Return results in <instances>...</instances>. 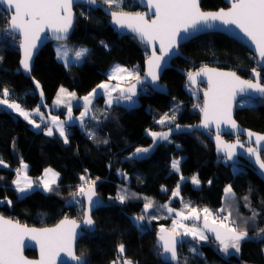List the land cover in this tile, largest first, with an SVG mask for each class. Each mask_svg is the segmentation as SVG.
Masks as SVG:
<instances>
[{
    "label": "trees",
    "instance_id": "trees-1",
    "mask_svg": "<svg viewBox=\"0 0 264 264\" xmlns=\"http://www.w3.org/2000/svg\"><path fill=\"white\" fill-rule=\"evenodd\" d=\"M124 5L125 11H142L135 0H124ZM201 6L203 9L226 7L223 0H202ZM75 10L77 21L69 40L90 47L84 61L66 66L57 58L50 42L38 53L32 75L26 76L19 66L20 38L9 31L6 21L9 14L0 7V89L7 88L10 97L21 102L24 108H34L39 103L35 80L40 82L47 101L51 102L61 85L80 95L89 93L108 80V70L115 62L138 65L140 76L143 74L149 56L144 44L132 34L116 32L109 24V17L100 9L78 5ZM205 65L233 69L243 77L253 78L251 69L258 66V61L246 46L223 33L194 38L181 46V54L173 60L172 67L164 71L162 92L145 89L143 85L138 89L137 104L114 102L110 109L105 104L106 97H98L93 105L97 120L87 127L79 123L69 125L71 133L67 144L58 134L48 136L44 130H35L21 116L5 106L0 107V160L4 162L0 165V213L37 227L54 225L66 216L81 220L84 210L71 203V194L83 183L79 179L83 175L97 180L95 187L103 206L92 214L95 226L85 229L77 254H83L88 264H111L119 255L118 245L123 243V257L134 264H170L160 257L156 232L161 227L172 230L174 218L167 217L158 205L169 201L182 205L180 198L171 195L179 183L181 196L198 210L207 207L219 212L224 208L220 213L231 212V219L237 224L248 220L249 236L253 238L241 243L239 254L230 249V254L226 255L208 236L207 241L197 245L202 257L189 250L196 242L186 241L180 246L178 264H264V242L252 230L254 226L264 227V182L249 163L239 165L226 161L212 140L194 127L201 118L202 112L195 105L203 106L201 89L204 86L192 88L187 83V74ZM261 80L264 82V70H261ZM176 106L180 110L173 125H188L191 131L156 145L144 158L129 159L137 147L153 145V138L146 130L159 132L173 126L156 121L165 113L171 114ZM236 119L247 128L264 132V100L238 104ZM88 132H95V139L89 138ZM225 138L236 139L231 135ZM104 139L108 140L107 144L101 143ZM239 139L245 140V137ZM176 158H181L180 173L171 168ZM22 160L29 164V175L35 179L47 166L57 170L60 178L53 186L55 191L36 188L19 196L13 180ZM181 173L185 177L183 182ZM192 175H198L200 187L191 183ZM229 185L235 195L225 194ZM122 189L148 197L153 207L144 213L147 201L142 198H130L121 203L116 197ZM244 196L249 200L245 201ZM5 199L11 200V205L3 203ZM253 211L259 213L254 222L248 219ZM153 214L156 219L149 220ZM140 215L146 218L140 222L141 228H137L132 217ZM177 232L182 233V230L177 229ZM26 254L37 256L33 249Z\"/></svg>",
    "mask_w": 264,
    "mask_h": 264
},
{
    "label": "snow or ice",
    "instance_id": "snow-or-ice-1",
    "mask_svg": "<svg viewBox=\"0 0 264 264\" xmlns=\"http://www.w3.org/2000/svg\"><path fill=\"white\" fill-rule=\"evenodd\" d=\"M88 5L97 6L98 0H85ZM103 5H107L112 23L121 29H128L135 33L139 40L152 47V54L147 61V72L144 78L140 77L137 69H128L121 65H115L108 74V81L115 80V84L110 82H102L93 88L92 91L83 96L82 107L83 112L76 118V122L80 125L85 124V118L97 119L95 112L92 110L93 100L97 97H107L105 104L110 109L114 102L131 101L136 96L137 85H144L145 89L156 84L160 79L161 64L166 56L174 54L173 50L179 47V41L182 39L193 38V33L200 29L201 25L211 27L212 23L219 21L224 25H234L245 37H247L254 46L255 52L258 54V66L251 69L253 78L243 79L235 71H218L207 66L201 67L197 72H189L188 79L195 83L197 77H206L208 88L204 91L203 106L197 104L203 113V120L200 125L194 126L206 130H214L217 151L224 154L225 160H232L237 155V148L243 149L245 154L252 157L258 169L264 173V134H258L250 130H241L236 120L232 115V101L237 93L259 94L264 98V83H261V70H264V0H231L230 7L220 9L215 12H205L201 10L200 0H147V7L154 18H148L149 13L146 12H129L124 11V0H101ZM75 0H0V5L4 6L9 12L6 21L9 24L12 32H19L22 35L21 47L24 51V58L21 61L23 70L31 72L32 51L37 46V41L41 38V33L50 30L57 40H67L68 34L73 27L75 13L73 12V4ZM118 9V10H113ZM181 33L184 35L182 36ZM157 42L159 44V52L157 55ZM107 47V45H105ZM89 50L80 48L75 52V59L80 61L86 57ZM65 57V65L69 61L66 59L67 53H63ZM2 59V58H0ZM260 68L261 70H258ZM150 79L151 83H146ZM135 80L136 83L131 87L123 88L122 83H130ZM36 88H40L39 82L35 81ZM113 93H118L113 95ZM43 96L42 89L39 93ZM10 92L7 88L0 89V105L6 106L8 109L18 113L29 124H33L36 128H40V123L33 119L35 115L41 122L44 121V114L40 112V106L33 109L31 112L25 110L20 103L15 100L9 101ZM76 98L75 92H68L67 89L61 87L59 94L56 96L54 103L60 105L65 103L64 97ZM176 111L173 110L172 115L165 113L156 121L157 124L173 125L176 120ZM107 119V115L104 117ZM68 119L71 121L72 109L68 105ZM52 124L58 130V135L63 139L65 144L69 143L68 133L65 131V122L59 120L58 117H51ZM221 125H224L222 129ZM180 131L181 126L175 124L170 126L167 131H151L146 130L147 134L153 138V145L157 141H169L173 131ZM191 131V127L188 128ZM236 136L234 143H227L222 139L221 132ZM243 131L247 136L248 147L245 148V143L239 139L240 132ZM48 136L53 135V128L47 127ZM89 138L95 139V132H88ZM107 144L108 140L101 141ZM255 144V147L251 146ZM151 149L148 147H137L135 152L129 157L144 158ZM3 160H0V165H3ZM27 164H22V169H17V179L13 181L16 190L19 193H26L33 188L35 183L38 187H42L47 192H53V185L57 183L60 176L53 169H45L43 178L38 181H32L27 177ZM171 168L180 173V160L173 159ZM87 172V170H85ZM23 172V176H21ZM126 175V174H125ZM79 179L83 182L77 186V190L71 194L72 204L81 207L84 210L82 223L87 228H92L95 224L92 218V211L95 208L103 206L102 202L97 198L96 182L86 176H80ZM99 179V178H97ZM184 176L180 174V181H184ZM191 183L199 186L201 181L198 175H193ZM212 183L211 180L208 181ZM167 191V189H162ZM225 194L235 195L231 185L225 189ZM173 198L180 196V184L171 193ZM83 197V199H79ZM137 198L147 201L143 206L144 213L153 207V202L148 197H139L136 193H131L127 189H122L116 199L124 203L126 199ZM245 201L249 200L248 196H244ZM11 205L12 201L5 199L2 201ZM166 208L169 214L175 213L179 218L173 220V228L171 231L161 228L159 240L162 241L163 253L168 255L171 261L179 259L177 245L181 243L177 239L178 235L190 237L196 244L190 247V252L195 255L203 256L199 251L198 244L201 241L209 239L206 233H212L215 241L218 242L219 251L224 254H230L229 250H234L235 254L241 251V243L252 239L249 236L247 227L248 220H244L242 224H237L235 220H230L232 213L228 212L227 216L217 218L213 212L204 207L197 209L190 202L184 203V208L187 209V214L184 211H176L168 205H161ZM225 209H219V212H224ZM259 213L253 211L248 218L253 222L256 220ZM145 215L132 217L134 225L141 228L140 222L145 220ZM203 219V226L197 227L195 223L191 226L184 221H199ZM149 220L156 219L153 214L148 217ZM226 223L225 221H229ZM80 224L76 220L69 219L67 216L60 221L54 228L34 229L22 225L18 220L5 218L0 215V264H55V258L60 252H65L71 256L72 260L77 264H88L87 258L81 254L76 255L74 251V241L76 239V229ZM177 229H182V233H178ZM257 233V238L264 242V227H253ZM25 237L35 240L40 245L41 258L39 261L27 260L23 254ZM264 251V249H262ZM119 256L111 264H134L132 260L123 257L125 245L119 244L117 247ZM138 264V262H137Z\"/></svg>",
    "mask_w": 264,
    "mask_h": 264
},
{
    "label": "water",
    "instance_id": "water-1",
    "mask_svg": "<svg viewBox=\"0 0 264 264\" xmlns=\"http://www.w3.org/2000/svg\"><path fill=\"white\" fill-rule=\"evenodd\" d=\"M137 3H139V5L141 6L142 8V11L140 12H146V13H149V17L148 18H154V16L149 12V9L147 7V0H135ZM225 1L227 4H228V7H221L219 9H203L202 6H201V2L202 0H200V7H201V10L202 11H205V12H215V11H218L220 9H225L227 10L229 7H230V3H231V0H223ZM78 5H86V6H89L90 8L92 9H100L102 10L108 17H109V24L111 25V27L118 33H121L123 35H128V34H132L134 35L138 40L139 38L136 36L135 33L131 32V30H128V29H121L119 28L118 26L114 25L112 23V20H111V16L109 15V9H108V6L107 5H103L101 0H98V3H97V6H91V5H88L85 0H75V3L73 4V12L75 13V19H74V22H73V27L72 29L70 30L69 34H68V39L66 41H68L71 37V34L74 30V27H75V24H76V21H77V12L75 10V7L78 6ZM0 7L6 11L8 14L9 12L5 9L4 6L0 5ZM113 10H118V9H113ZM125 11V10H124ZM8 29L9 31L10 30V27L8 25ZM12 32V31H11ZM16 35L19 36L20 38V45H21V42H22V35L19 33V32H12ZM208 33H223L235 40H237L239 43L243 44L244 46H246L248 48L249 51H251L255 57L257 58L258 57V54L255 52V49H254V46L253 44L251 43V41L245 37L243 35V33L240 32L239 29H237L234 25H224L222 24L221 22L219 21H216L214 23H212L211 27L209 26H206V25H201L200 26V29L193 33V38L191 39H182L179 41V47L174 49L173 50V53L174 54H170L169 56H166L164 61L162 62L161 64V72H160V79L159 81L156 82V84L152 85L151 86V89L153 91H156V92H162L163 91V85H162V81H161V78H162V75L164 73L165 70L169 69L172 67V62L173 60L178 57L180 54H181V46L183 44H185L186 42L194 39V38H197L199 36H202V35H205V34H208ZM181 35L183 36L184 34L181 33ZM55 41H58V42H63L65 40H57L55 38V36L52 34V32L50 30H46L44 33H41V38L40 40L37 41V46L35 49H33L32 51V58H31V61H30V64H31V72H26L25 70H23V67H22V64H21V61L23 60L24 58V51H23V48L20 46V54H21V57H20V62H19V66H20V70L23 72V74H25L26 76H31L32 75V70H33V67H34V63H35V60H36V57L38 55V53L40 52V50L42 49V47H44L47 43L49 42H55ZM140 41V40H139ZM141 42V41H140ZM142 44H144L148 51H149V56L148 58L146 59L145 61V66H144V71H143V74L140 76L141 78H144L145 75H146V72H147V61L149 59V57L151 56L152 54V47L148 44H145L143 42H141ZM160 52H159V44L157 42V55H159ZM258 61V59H257ZM209 68H214V69H217L218 71H235L233 69H226V68H221L219 66H216V65H205ZM205 66H201V67H205ZM200 67V68H201ZM198 68L197 70H195L194 72H197L199 71ZM236 72V71H235ZM239 76H241V78L243 79H252V78H246V77H243L242 75H240L238 72H236ZM136 83V81L134 80L131 84L123 87V88H128V87H131L132 84ZM146 83H151L150 79L148 81H146ZM187 83L193 87V88H199L201 87L202 85L204 86L202 89H201V94L203 96V102H204V91L207 90L208 88V84H207V78L206 77H197V80L195 83H192L191 81H189L188 79V76H187ZM261 83H264L263 80H261ZM143 85H137L136 87V91L139 89V87H141ZM0 98H2V96H0ZM243 98H253V99H263L264 98H261L259 94H255V93H250V94H241V93H237L235 98L233 99L232 101V104H233V107H232V115H233V118L236 120L237 124L239 125L240 129L241 130H250L252 132H255V133H258V134H264V132H259V131H255V130H252L250 128H247L245 126H243L241 123H239L236 119V111H237V106H238V102L243 99ZM0 107H2V105H0ZM203 120V113H201V118H200V122L197 124V125H200L201 122ZM181 126V130L180 131H173L172 132V135L170 136L173 137L175 135H178V134H181V133H184L186 131H188V128L190 126L188 125H183V124H179ZM196 125V126H197ZM174 126V125H173ZM222 129L224 128V125H221ZM197 128V127H196ZM199 129L200 131L204 132L211 140L212 142L215 144L216 148H217V144H216V141H215V132L214 130H206V129H203L202 127L201 128H197ZM167 129L165 130H162V131H167ZM160 132V131H159ZM224 135H226L223 131L221 132V136H222V139L224 141H226L227 143H234L235 140H227ZM232 135V134H231ZM241 136H244L245 137V140L242 141L245 143V148H247L249 145L247 143V136L244 134L243 131L240 132ZM234 137H236L235 135H232ZM162 142H166V141H157L156 144H155V147L156 145L162 143ZM253 147H255V144L251 145ZM155 147H150V151L146 154H143V156L149 154ZM237 155L235 157H233L232 160H227L231 163H242L241 159H246V161L253 167L256 175L264 182V173L261 172V170L258 169V166L255 165L254 163V160L252 157H249L248 155L245 154L244 150L243 149H239L237 148ZM219 154H221L223 157H224V154L222 152H219ZM134 158H137V157H134ZM96 188V187H95ZM96 193H97V190H96ZM99 199L102 203H103V200L101 199V197L98 195L97 193V197H94V199ZM98 208H95L93 209L92 211V214L97 210ZM0 215H3L0 213ZM5 218H9V219H14V220H17L15 218H12V217H8V216H5L3 215ZM69 219H73V218H69ZM63 220V219H62ZM73 220H76V219H73ZM61 221V220H60ZM60 221L54 225H51V226H44V227H37V226H33V225H27L25 223H22L19 221L20 224L22 225H26L28 228H34V229H44V228H54L56 227L57 224L60 223ZM78 224H80V227H78L76 229V239L74 241V251L77 254V245H78V242L80 240V238L83 236L84 232H85V229L87 228L83 223H82V219L81 220H76ZM95 226V224H94ZM93 226V227H94ZM202 226H203V221H202ZM92 227V228H93ZM162 228V227H161ZM160 228V229H161ZM169 231H171L170 228L168 227H163ZM160 229L156 232V245L159 247V249L161 250V254H160V257L161 259L166 262V263H170V264H178L179 263V259H180V246L182 244H184L186 241H192L190 237H184L182 235H178L177 236V239L181 241V243H179L177 245V252H178V256H179V259L177 261H171L168 259V255L163 253V249L161 247L162 245V241L159 240V236H160ZM209 237L213 238L214 239V235L212 233H206ZM215 240V239H214ZM216 243L218 244V242L216 241ZM29 249H33L37 252V256L36 257H30L26 254V251L29 250ZM22 254L23 256L27 259V260H30V261H39L40 258H41V251H40V245L39 243H37L35 240H31L29 239L28 237H25V240H24V247L22 249ZM55 264H77L76 261L72 260L71 256H69L67 253L65 252H60L56 258H55Z\"/></svg>",
    "mask_w": 264,
    "mask_h": 264
},
{
    "label": "rangeland",
    "instance_id": "rangeland-1",
    "mask_svg": "<svg viewBox=\"0 0 264 264\" xmlns=\"http://www.w3.org/2000/svg\"><path fill=\"white\" fill-rule=\"evenodd\" d=\"M53 45H54V47H55V49H56V52H57V58H58L60 61L64 62L65 57L63 56V53H65V52L67 53L66 59L69 61L68 64H71V63H77V64H80V63H82V62L84 61L85 57H84L83 59H81L80 61H77V60L75 59V52H76L77 50H79L80 48H87L88 50H90V47H89L88 45L80 44V43H76V42H74V41H70V40H68V41H63V42L55 41V42H53ZM88 53H89V52H88ZM88 53H87V54H88ZM86 56H87V55H86ZM64 63H65V62H64ZM115 65H121V66L126 67V68H128V69H130V70L135 68V69H137V70L139 71L138 65H125V64H122V63H119V62H115V63H113V64L111 65V67L109 68V70H108V74L110 73V71L112 70V68H113ZM35 81H38V80H35ZM132 81H134V80H132ZM132 81H131V82H132ZM38 82H39V81H38ZM105 82H110V83H112V84H115L117 81H115V80L108 81V80H107V81H105ZM131 82H130V83H131ZM130 83H122V84H121V87H125V86L129 85ZM39 85H40V88H39V89L37 88V90H38V92L40 93V90L42 89V86H41L40 82H39ZM61 87L67 89L68 92H75V93H76V98H75V99H72V98H70V97L65 96V97H64L65 103L60 104V105H56V104L54 103V101H55V99H56V96L59 94V89H60ZM95 88H96V87H95ZM59 89H58V91H57L55 97L53 98V100H52L51 102H48V101H47V97H46V95H45V93H44V90L42 89V91H43V96L40 95V100H39V103H38L37 106H40V112L44 114V121L41 122V121H40L35 115H33L32 118L35 119V120L37 121V123H40L41 127H40V128H36L33 124H30L31 128H33V129H35V130H44V132L47 133V127H52V128H53V135H56V134H58V130L56 129V127H55V126L52 124V122H51V117L56 116V117L59 118V120L65 122V131L67 132L68 129H69L68 134L71 133V128H70L69 125L74 124V123H78V122H76V118L79 117L80 113L84 111V109H83V107H82L83 101H82L81 98H82L83 96H85V95H88L91 91H90L89 93L85 94V95H80V94H78L76 91L71 90V89H69L68 87H66V86H64V85H61V86L59 87ZM190 91H191V89H190ZM192 91H193V90H192ZM196 93H197V92H196ZM117 94H118V93H113L114 96L117 95ZM137 96H138V90L136 91V96H134V97L132 98V99H136L137 102H138ZM2 98H3V97H2ZM97 98H98V97H97ZM97 98L93 100V105H94L95 100H97ZM8 99H9L10 102L13 101V100H15V99L11 98L10 95H9ZM106 99H107V97H106ZM106 99L104 98V101H105ZM252 100H254V99H253V98H243V99H241V100L238 102V104H239V105H248V104H252ZM15 102H16V103H20L21 106L23 107V105H22L21 102H19V101H17V100H15ZM137 102L131 100V101H127L126 103L129 104V105H135V104H137ZM69 104L71 105V109H72V118H73V119H72L71 121L68 119V105H69ZM93 105H92V110L95 112V110H94V108H93ZM37 106L34 107V108H25V110L31 112L33 109L37 108ZM5 108L8 109L6 106H5ZM23 108H24V107H23ZM8 110L14 112V111L11 110V109H8ZM175 110H177V111H176V117H177V114H178L180 108H179L178 106H176ZM172 112H173V111H172ZM14 113H15V112H14ZM16 114L19 115L18 113H16ZM95 114H96V112H95ZM168 115L171 116L172 113H171V114H168ZM96 117H97V114H96ZM22 118H23V117H22ZM23 119H24V118H23ZM92 120H93V119H92ZM95 120H97V119H95ZM95 120H93V122H91L90 118H87V117L85 118V121H88V122H89V125H90V124H94ZM166 124H167V123H166ZM84 125H85V126L87 125L86 122H85ZM89 125H88V126H89ZM67 127H68V128H67ZM66 128H67V129H66ZM176 159H179L180 162H181V158H176ZM22 164H27V165H28V168H27V177H28V178H31L34 182H35V181H38V180H41V179L43 178V174H44V172H43V174H42L41 177L39 176L40 178L38 177V178L35 179V178H33L32 176H30V175H29V172H28V170H29V164H28L25 160H22V162L20 163L18 169H22ZM48 168H51V169H53V171L58 172L57 170H55V169H54L53 167H51V166H47L45 169H48ZM44 171H45V170H44ZM58 173H59V172H58ZM16 176H17V174H16ZM16 176H15V179H14V180L17 179ZM21 176H23V172H21ZM192 176H193V175H192ZM192 176H190L189 178H191ZM59 178H60V176H59ZM59 178H58V180H59ZM184 178H185V177H184ZM14 180H13V181H14ZM58 180H57V181H58ZM34 184H35V183H34ZM13 185L15 186L14 183H13ZM35 185H36V184H35ZM36 186H37V185H36ZM194 186H195V185H194ZM200 186H201V183H200L199 186H195V187H200ZM15 187H16V186H15ZM34 189H36V188H33V190H34ZM29 191H30V190H29ZM29 191H27L26 193H19V192H18V194H19V196H23V195L27 194ZM180 196H181V194H180ZM181 197H182V196H181ZM177 198H179V197H177ZM182 198H183V197H182ZM181 201H182V205H181V206H176V205L172 204L171 201L166 202V203H164V204H159L158 206L160 207L161 205H168L169 207L175 209L176 211H184L185 214H187V209L184 208V203H188V200L183 198ZM159 207H158V208H159ZM160 209L164 212V214H165L167 217H170V218L172 217V218H174L173 220H178V219H179V218L175 215V213L169 214V213L167 212L166 208L160 207ZM202 209H203V208H202ZM211 211L213 212V215L216 216L217 218H222V217L227 216V214H225V213L216 212V211H214V210H211ZM133 217H135V216H133ZM230 220H232V219L230 218ZM230 220H229V221H225V222H226V223H229ZM202 221H203V219L201 218V220H199V221H195V222H193V221H184V222H185V223H189V226H191L193 223H195L197 227H202ZM181 230H182V229H181ZM199 251H200V250H199ZM200 252H201V251H200ZM118 256H119V255H118ZM118 256H117V257H118ZM117 257L115 258V260L117 259ZM121 264H123V260H121Z\"/></svg>",
    "mask_w": 264,
    "mask_h": 264
},
{
    "label": "flooded vegetation",
    "instance_id": "flooded-vegetation-1",
    "mask_svg": "<svg viewBox=\"0 0 264 264\" xmlns=\"http://www.w3.org/2000/svg\"><path fill=\"white\" fill-rule=\"evenodd\" d=\"M224 3H225V5H226V7H228V4L224 1ZM50 43V42H49ZM203 86V85H202ZM201 86V87H202ZM193 88V87H192ZM226 135H231V134H226ZM226 135H224V137L226 136ZM232 136V135H231ZM233 138H236V137H234V136H232ZM239 137H241V139H242V137L243 136H241V135H239ZM227 140H229V139H227ZM232 140H235V139H232ZM241 141H244V140H241ZM241 161H242V163H238L239 165H242L243 163H246L247 161H246V159H241ZM248 163V162H247Z\"/></svg>",
    "mask_w": 264,
    "mask_h": 264
},
{
    "label": "crops",
    "instance_id": "crops-1",
    "mask_svg": "<svg viewBox=\"0 0 264 264\" xmlns=\"http://www.w3.org/2000/svg\"><path fill=\"white\" fill-rule=\"evenodd\" d=\"M44 170H45V169H44ZM28 172H29V170H28ZM43 172H44V171H43ZM42 174H43V173H42ZM42 174H41V176H42ZM41 176H40V177H41ZM16 177H17V176H16ZM40 177H39V178H40ZM29 179H31V178H29ZM31 180H32V179H31ZM32 181H33V180H32ZM58 182H59V180H58V181H57V183H56V184H54V185H57V184H58ZM54 185H53V186H54ZM33 188H39V189L41 188V189H43L42 187H38V186H36L35 184H33ZM33 188H32L30 191H32V190H33ZM30 191H29V192H30ZM29 192H28V193H29Z\"/></svg>",
    "mask_w": 264,
    "mask_h": 264
},
{
    "label": "built area",
    "instance_id": "built-area-1",
    "mask_svg": "<svg viewBox=\"0 0 264 264\" xmlns=\"http://www.w3.org/2000/svg\"><path fill=\"white\" fill-rule=\"evenodd\" d=\"M148 89H151V88L149 87ZM85 122H86L87 125H86V126H85V125H82L83 127H87V126L89 125V122H88V121H85ZM67 128H68V127H67ZM67 128H66V129H67ZM68 132H69V129H68L67 133H68Z\"/></svg>",
    "mask_w": 264,
    "mask_h": 264
},
{
    "label": "bare ground",
    "instance_id": "bare-ground-1",
    "mask_svg": "<svg viewBox=\"0 0 264 264\" xmlns=\"http://www.w3.org/2000/svg\"><path fill=\"white\" fill-rule=\"evenodd\" d=\"M132 101H135V102H137V100H136V99H132ZM126 102H127V101H121V103H124V104H127ZM127 105H129V104H127Z\"/></svg>",
    "mask_w": 264,
    "mask_h": 264
}]
</instances>
